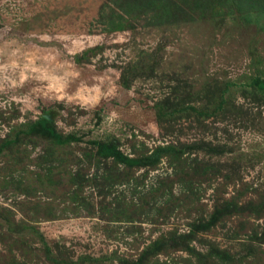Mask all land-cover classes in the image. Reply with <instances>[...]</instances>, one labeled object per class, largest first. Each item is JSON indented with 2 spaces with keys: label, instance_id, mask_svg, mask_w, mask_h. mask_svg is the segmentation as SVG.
I'll use <instances>...</instances> for the list:
<instances>
[{
  "label": "rangeland",
  "instance_id": "obj_1",
  "mask_svg": "<svg viewBox=\"0 0 264 264\" xmlns=\"http://www.w3.org/2000/svg\"><path fill=\"white\" fill-rule=\"evenodd\" d=\"M255 79L264 0H0V148L17 142L0 151V264L133 263L203 219L144 264H264ZM39 118L75 140L24 139ZM98 142L183 153L127 167Z\"/></svg>",
  "mask_w": 264,
  "mask_h": 264
},
{
  "label": "trees",
  "instance_id": "obj_2",
  "mask_svg": "<svg viewBox=\"0 0 264 264\" xmlns=\"http://www.w3.org/2000/svg\"><path fill=\"white\" fill-rule=\"evenodd\" d=\"M165 14L168 15L169 14L168 11H166ZM252 85L258 88L259 90L264 91V81L263 80L255 79L252 81ZM23 136H24V139L29 138L32 141L35 140V142L37 141L36 138L49 139L50 141L47 142V146L53 149L56 148V150H58L59 147L65 146L66 144L70 143L74 139L71 136L64 137L61 134L57 133L53 129L52 124L49 121H47L45 118H39L37 121L29 125L28 129H26L23 132ZM30 140L29 141L27 140L28 143H31ZM16 143L17 142L13 140H5L2 144V147L0 148V151L1 150L2 152L3 150L10 151L12 147L16 146ZM95 146L97 148V155L99 157L112 158V160H114L115 163L119 162V163L125 164L127 167H137V168L155 167L163 158H167V160H170L173 162H178L183 153V152H178L174 146H165V147L161 146V147L153 148L148 153L141 152L139 156L130 158L124 155L122 152H120V150H118L114 145H109V144L98 142V143H95ZM209 151L213 153L214 150L209 149ZM262 200L263 201H261L260 204L264 203V199ZM240 212L241 211L236 212L234 215L241 214ZM257 212L255 213L257 214ZM223 217L224 215L222 214V211H219V213L216 212L213 215L214 220L223 218ZM208 220L203 219L202 222L194 221L193 223L189 224L190 230H189V233H187V235H184V236L180 235L179 237H176V238L170 237L169 240L162 239L163 241L164 240L165 241L164 242L161 241L158 244V247L156 246L151 247L147 249V251H144L143 254L139 257V259L136 262H133V263L124 262V263L125 264H138V263L144 264L145 263L144 260L153 261L156 256V253H154V249L156 251H162L163 253H165L168 250H172V249H177V248H178L177 250L183 249L182 245H186L191 240L190 238L193 234L207 232L209 231L211 227L214 226L212 221L210 220L208 221ZM32 241L33 239H31V242ZM48 256L49 258H47ZM31 261H34V260L29 259V257L26 256L25 258H22V259L12 260L11 264H32ZM67 262L68 260L59 262L58 259L50 257V254H46V260L39 264H65ZM69 263L76 264L70 261ZM34 264H38V263H34Z\"/></svg>",
  "mask_w": 264,
  "mask_h": 264
}]
</instances>
